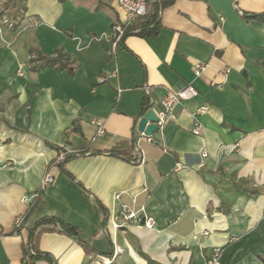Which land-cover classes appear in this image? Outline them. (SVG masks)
Wrapping results in <instances>:
<instances>
[{"label": "crops", "instance_id": "obj_1", "mask_svg": "<svg viewBox=\"0 0 264 264\" xmlns=\"http://www.w3.org/2000/svg\"><path fill=\"white\" fill-rule=\"evenodd\" d=\"M157 6L156 36L117 45L104 34L124 20L118 0H26L15 27L0 17V264H22L45 216L78 229L40 235L55 264H208L217 247L213 264H264V19L252 16L264 0H147ZM189 84L198 94L139 140L136 162L105 153L138 136L145 97L158 112ZM63 146L75 154L61 167ZM122 204L156 226L124 221Z\"/></svg>", "mask_w": 264, "mask_h": 264}, {"label": "built area", "instance_id": "obj_2", "mask_svg": "<svg viewBox=\"0 0 264 264\" xmlns=\"http://www.w3.org/2000/svg\"><path fill=\"white\" fill-rule=\"evenodd\" d=\"M2 1L3 0H0V17L1 14H4V9L1 5ZM118 3L122 8V10L124 11V15H125L124 20L122 22L114 24L110 34H104V36H107L113 40L114 45L119 44L123 40L127 27L130 26L140 17L144 16L148 11L147 0H118ZM31 21L35 23L34 20L31 19ZM2 23L8 25V27H15L17 25V21L13 22L5 15L2 18ZM207 67L208 64L206 63L196 62L193 67L194 74L196 76H200L207 69ZM19 73L22 75L21 71ZM197 94H198L197 89L191 84L187 85L186 87H184L179 91L168 90L162 100V108L157 112L158 115L157 124L159 126V131H161L165 127L166 123L173 118L174 109L178 104L196 96ZM207 109L208 106H204L197 109V111L194 113V116L196 117L197 114L206 112ZM201 131H202L201 124L197 120L195 122V127L193 132L196 135H200ZM98 132L99 134H102L104 132V128L101 124L99 125ZM142 138H145L149 141H154V142L156 141L154 135L148 137L142 135L140 139ZM67 149L68 151H73L69 148ZM202 156L203 157L207 156L206 151H202ZM63 157L64 154L63 153L60 154L59 160L62 159ZM53 180H54L53 176L50 173H47L43 180L42 188L51 184ZM36 196H38V193H35L30 197H24L23 201L29 202L32 199H34ZM117 198L118 199L120 198V194L117 195ZM120 216L124 221H133L138 224H143L145 227L148 228H154L156 226L155 221L151 217H148L146 215L145 208L143 206H141L138 209H135L132 206L122 204ZM22 225H23V217L22 216L17 217V219L15 220L16 229L21 228ZM114 226L118 227L119 224L115 222ZM221 252L222 249L220 247H217L214 250L213 257L208 261V264L215 263L219 259Z\"/></svg>", "mask_w": 264, "mask_h": 264}, {"label": "trees", "instance_id": "obj_3", "mask_svg": "<svg viewBox=\"0 0 264 264\" xmlns=\"http://www.w3.org/2000/svg\"><path fill=\"white\" fill-rule=\"evenodd\" d=\"M173 0H159V2L164 5L171 4ZM7 6L12 8L11 19L13 22H16L17 16L21 10L25 9L26 0H4V3ZM255 18L264 19V13L252 15ZM160 31V20H159V7L157 6L153 11L149 12L137 19L130 26L127 27L124 38L130 34H136L141 37H154ZM123 38V39H124ZM47 63L50 65H57L58 59H47ZM151 107L150 101L147 97L143 100V110L142 113H145ZM137 134L134 136L131 143L121 142L109 149L105 153L113 155L128 161H137V157L132 155V152L136 145ZM60 154H64V157L58 161V164L61 167H64V164L71 158L75 151H68L66 146L57 147ZM39 194L36 196L28 209L27 215L33 210L36 203L38 202ZM26 215V216H27ZM65 232L70 236L78 237V229L76 226L68 223L62 219L53 216H45L40 219L35 226L31 229L30 238L27 244L24 245V257L22 264H36L38 261L46 260L51 264H55L51 256L47 253L42 252L39 249V237L46 230H55ZM88 249V247H87ZM89 250V249H88Z\"/></svg>", "mask_w": 264, "mask_h": 264}, {"label": "water", "instance_id": "obj_4", "mask_svg": "<svg viewBox=\"0 0 264 264\" xmlns=\"http://www.w3.org/2000/svg\"><path fill=\"white\" fill-rule=\"evenodd\" d=\"M138 136L136 144H138L142 135L145 137L152 136L159 132L158 115L153 108H149L145 113L140 112L136 117Z\"/></svg>", "mask_w": 264, "mask_h": 264}, {"label": "rangeland", "instance_id": "obj_5", "mask_svg": "<svg viewBox=\"0 0 264 264\" xmlns=\"http://www.w3.org/2000/svg\"><path fill=\"white\" fill-rule=\"evenodd\" d=\"M1 3H3V2H1ZM4 15H5V14H1V17L3 18ZM5 16H7L9 19H11V18H10L11 16H9L8 13H7V15H5Z\"/></svg>", "mask_w": 264, "mask_h": 264}]
</instances>
